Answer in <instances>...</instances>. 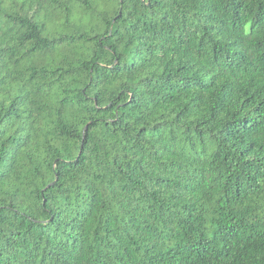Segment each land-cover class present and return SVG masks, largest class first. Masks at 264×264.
Segmentation results:
<instances>
[{
	"label": "trees",
	"instance_id": "obj_1",
	"mask_svg": "<svg viewBox=\"0 0 264 264\" xmlns=\"http://www.w3.org/2000/svg\"><path fill=\"white\" fill-rule=\"evenodd\" d=\"M0 264H264V0H0Z\"/></svg>",
	"mask_w": 264,
	"mask_h": 264
}]
</instances>
